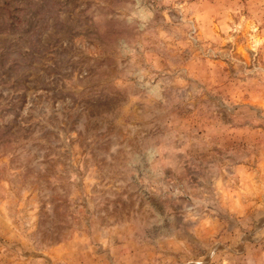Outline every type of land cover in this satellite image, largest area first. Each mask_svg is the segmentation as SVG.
Instances as JSON below:
<instances>
[{"label": "rangeland", "instance_id": "374dc122", "mask_svg": "<svg viewBox=\"0 0 264 264\" xmlns=\"http://www.w3.org/2000/svg\"><path fill=\"white\" fill-rule=\"evenodd\" d=\"M0 264H264V0H0Z\"/></svg>", "mask_w": 264, "mask_h": 264}]
</instances>
